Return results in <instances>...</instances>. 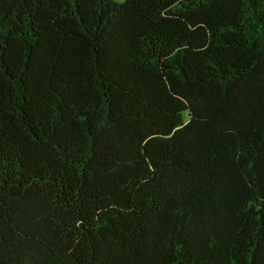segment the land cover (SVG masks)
I'll return each instance as SVG.
<instances>
[{
    "label": "trees",
    "instance_id": "trees-1",
    "mask_svg": "<svg viewBox=\"0 0 264 264\" xmlns=\"http://www.w3.org/2000/svg\"><path fill=\"white\" fill-rule=\"evenodd\" d=\"M0 264H264V0H0Z\"/></svg>",
    "mask_w": 264,
    "mask_h": 264
},
{
    "label": "rangeland",
    "instance_id": "rangeland-1",
    "mask_svg": "<svg viewBox=\"0 0 264 264\" xmlns=\"http://www.w3.org/2000/svg\"><path fill=\"white\" fill-rule=\"evenodd\" d=\"M185 115V114H184Z\"/></svg>",
    "mask_w": 264,
    "mask_h": 264
}]
</instances>
